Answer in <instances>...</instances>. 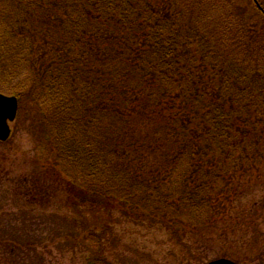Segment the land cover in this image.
<instances>
[{
    "label": "trees",
    "instance_id": "obj_1",
    "mask_svg": "<svg viewBox=\"0 0 264 264\" xmlns=\"http://www.w3.org/2000/svg\"><path fill=\"white\" fill-rule=\"evenodd\" d=\"M0 92L72 205L181 241L260 180L264 0H0Z\"/></svg>",
    "mask_w": 264,
    "mask_h": 264
},
{
    "label": "rangeland",
    "instance_id": "obj_2",
    "mask_svg": "<svg viewBox=\"0 0 264 264\" xmlns=\"http://www.w3.org/2000/svg\"><path fill=\"white\" fill-rule=\"evenodd\" d=\"M33 118H16L10 140L0 142V264H264V165L256 185L240 186L241 196L221 205L217 220L201 221L179 241L160 222L72 205L60 174L49 170L57 154ZM41 187L47 202L31 194Z\"/></svg>",
    "mask_w": 264,
    "mask_h": 264
},
{
    "label": "water",
    "instance_id": "obj_3",
    "mask_svg": "<svg viewBox=\"0 0 264 264\" xmlns=\"http://www.w3.org/2000/svg\"><path fill=\"white\" fill-rule=\"evenodd\" d=\"M18 112V100L0 94V141L5 142L11 135L10 122L16 119ZM209 264H236L227 259H219Z\"/></svg>",
    "mask_w": 264,
    "mask_h": 264
}]
</instances>
